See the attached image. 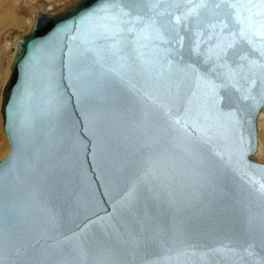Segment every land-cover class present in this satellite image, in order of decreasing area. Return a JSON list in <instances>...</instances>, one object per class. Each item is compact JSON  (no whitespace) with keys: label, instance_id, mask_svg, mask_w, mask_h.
Segmentation results:
<instances>
[{"label":"water","instance_id":"water-1","mask_svg":"<svg viewBox=\"0 0 264 264\" xmlns=\"http://www.w3.org/2000/svg\"><path fill=\"white\" fill-rule=\"evenodd\" d=\"M242 5L264 21L261 0L37 12L0 107V264H264V28L239 36Z\"/></svg>","mask_w":264,"mask_h":264},{"label":"rangeland","instance_id":"rangeland-1","mask_svg":"<svg viewBox=\"0 0 264 264\" xmlns=\"http://www.w3.org/2000/svg\"><path fill=\"white\" fill-rule=\"evenodd\" d=\"M26 0H0V104L3 88L10 73V65L13 55L8 49V43L15 41L26 34L35 21L37 12L41 9L47 13L61 11L76 0H35L32 6L23 4ZM44 4V6H43ZM47 9V10H46ZM1 107V106H0ZM2 115L0 110V160L9 151V141L2 127ZM259 148L263 143V151L253 157L264 162V116L259 119Z\"/></svg>","mask_w":264,"mask_h":264},{"label":"snow or ice","instance_id":"snow-or-ice-1","mask_svg":"<svg viewBox=\"0 0 264 264\" xmlns=\"http://www.w3.org/2000/svg\"><path fill=\"white\" fill-rule=\"evenodd\" d=\"M261 3L264 4V0H261ZM220 5L217 4L216 7H219ZM229 7L235 8L236 5H229ZM242 7H244L248 13V15L244 16L242 19H238L236 22L241 26L239 29V36L241 38H245L246 37V32H252L255 28L259 27V28H264V21H253L252 17L253 15L256 16H260L262 15L261 13L257 12V13H253L252 12V7L253 6H248V5H242ZM249 43H251V41H248Z\"/></svg>","mask_w":264,"mask_h":264},{"label":"bare ground","instance_id":"bare-ground-1","mask_svg":"<svg viewBox=\"0 0 264 264\" xmlns=\"http://www.w3.org/2000/svg\"><path fill=\"white\" fill-rule=\"evenodd\" d=\"M33 3H35V0H26L25 2H23V4H25V5H27L26 7H30V6H32L33 5ZM43 6H44V4H43ZM45 7V6H44ZM44 10V9H43ZM47 10V9H46ZM35 22V21H34ZM34 22H32V24H31V27H32V25L34 24ZM23 36V35H22ZM21 36V37H22ZM21 37H19L18 39H17V41H15V44L13 45V42H10V43H8V49H10V52H11V50L12 49H14V50H16L17 49V47H18V41H19V39L21 38ZM12 55H13V58H14V53H11ZM13 58H12V60H13ZM12 63V62H11ZM10 67H11V65H10ZM10 74V73H9ZM2 98H3V95H2ZM1 102H2V99H1ZM0 106H1V104H0ZM264 116V109H263V111H262V113H261V115H260V122H261V118ZM4 131V130H3ZM5 133V132H4ZM6 134V133H5ZM7 136V135H6ZM258 151H259V153H261L262 151H263V143H261V146H260V148H258ZM257 151V152H258ZM257 154V153H256ZM254 157V156H253Z\"/></svg>","mask_w":264,"mask_h":264}]
</instances>
